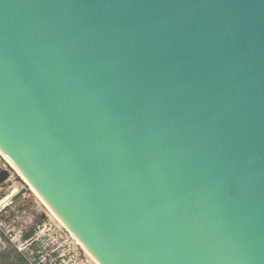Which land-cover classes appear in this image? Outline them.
I'll return each mask as SVG.
<instances>
[{"label":"water","instance_id":"1","mask_svg":"<svg viewBox=\"0 0 264 264\" xmlns=\"http://www.w3.org/2000/svg\"><path fill=\"white\" fill-rule=\"evenodd\" d=\"M0 149L100 264H264V0H0Z\"/></svg>","mask_w":264,"mask_h":264},{"label":"built area","instance_id":"2","mask_svg":"<svg viewBox=\"0 0 264 264\" xmlns=\"http://www.w3.org/2000/svg\"><path fill=\"white\" fill-rule=\"evenodd\" d=\"M7 165L10 166L2 162L0 158V171L6 170L9 174L11 170ZM10 178L11 175L0 182V261L2 264H96L78 243L74 244L75 239L70 233L69 237L60 234V228L54 229L51 224L44 223L34 228V232L27 236L33 227L28 231L25 225L14 224L13 218L17 216L8 214V211L16 200L2 202L7 195L3 192L2 184ZM70 238L73 240L71 241Z\"/></svg>","mask_w":264,"mask_h":264},{"label":"rangeland","instance_id":"3","mask_svg":"<svg viewBox=\"0 0 264 264\" xmlns=\"http://www.w3.org/2000/svg\"><path fill=\"white\" fill-rule=\"evenodd\" d=\"M1 161L6 163L5 159H3L0 155ZM11 170L9 175L11 178L4 184L5 193H10L11 190L18 191L21 188H26L25 193L20 196L15 203L12 204L11 208L8 211V214L12 213L17 217L14 220V224L16 225H25L27 230L29 231L32 227L35 226L37 228L38 225H42L44 223L51 224L52 228L57 229L60 228L59 233L64 235V237H69V233L67 229H64L65 226L61 224V222L56 218L51 209L45 204V202L39 197L30 187V185L14 170L12 167L7 165ZM12 192V191H11ZM12 210V211H10ZM12 222V221H11ZM71 235V234H70ZM72 236V235H71ZM73 237V236H72ZM74 238V237H73ZM72 241L73 239L70 238ZM76 245L78 242L76 240L73 241ZM79 244V243H78ZM81 247L82 245L79 244ZM78 245V246H79ZM79 246V248H81ZM2 264V261H0Z\"/></svg>","mask_w":264,"mask_h":264},{"label":"bare ground","instance_id":"4","mask_svg":"<svg viewBox=\"0 0 264 264\" xmlns=\"http://www.w3.org/2000/svg\"><path fill=\"white\" fill-rule=\"evenodd\" d=\"M0 155L3 159H5V161L10 164V166L16 170V172L29 184V182L26 180V178L23 176V174L19 171V169L14 165V163L8 158V156L0 149ZM31 189L39 196L41 197L36 190L31 186V184H29ZM17 192V191H16ZM15 191L10 192L9 194H7L2 202H7L10 201L13 194L16 193ZM41 199L43 200V198L41 197ZM44 201V200H43ZM45 202V201H44ZM45 204L49 207V205L45 202ZM49 209H51L49 207ZM51 211L53 212V210L51 209ZM53 214L56 216V218L61 222V224L63 226H65V228L70 232V234L74 237V239L82 245V248L94 259V261L96 262V264H100L95 258L94 256L87 250V248L80 242V240L73 234V232L64 224V222L55 214V212H53Z\"/></svg>","mask_w":264,"mask_h":264},{"label":"trees","instance_id":"5","mask_svg":"<svg viewBox=\"0 0 264 264\" xmlns=\"http://www.w3.org/2000/svg\"><path fill=\"white\" fill-rule=\"evenodd\" d=\"M35 226L28 232L27 236L31 235L34 232Z\"/></svg>","mask_w":264,"mask_h":264}]
</instances>
